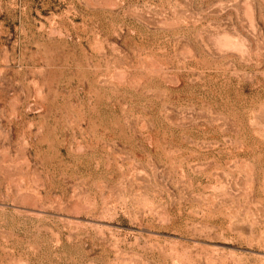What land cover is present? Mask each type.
I'll return each instance as SVG.
<instances>
[{
	"label": "rangeland",
	"instance_id": "1",
	"mask_svg": "<svg viewBox=\"0 0 264 264\" xmlns=\"http://www.w3.org/2000/svg\"><path fill=\"white\" fill-rule=\"evenodd\" d=\"M0 264H264V0H0Z\"/></svg>",
	"mask_w": 264,
	"mask_h": 264
}]
</instances>
